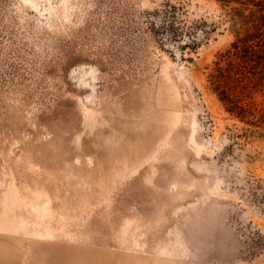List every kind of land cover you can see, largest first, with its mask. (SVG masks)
Instances as JSON below:
<instances>
[{"label":"rangeland","instance_id":"rangeland-1","mask_svg":"<svg viewBox=\"0 0 264 264\" xmlns=\"http://www.w3.org/2000/svg\"><path fill=\"white\" fill-rule=\"evenodd\" d=\"M228 11L0 0V264H264V129L210 79Z\"/></svg>","mask_w":264,"mask_h":264},{"label":"trees","instance_id":"trees-1","mask_svg":"<svg viewBox=\"0 0 264 264\" xmlns=\"http://www.w3.org/2000/svg\"><path fill=\"white\" fill-rule=\"evenodd\" d=\"M215 1L229 8L234 40L215 63L213 89L227 112L264 129V0Z\"/></svg>","mask_w":264,"mask_h":264}]
</instances>
